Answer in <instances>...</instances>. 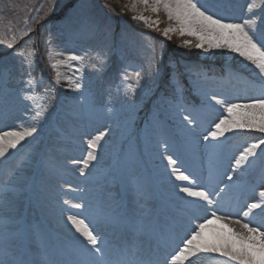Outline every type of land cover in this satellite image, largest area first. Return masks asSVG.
Returning <instances> with one entry per match:
<instances>
[{
    "label": "snow or ice",
    "instance_id": "1",
    "mask_svg": "<svg viewBox=\"0 0 264 264\" xmlns=\"http://www.w3.org/2000/svg\"><path fill=\"white\" fill-rule=\"evenodd\" d=\"M55 7L53 3L49 12ZM125 8L134 13L131 17L133 21L159 32L165 41L176 34L193 38L182 39L180 47H195L204 53L215 50L238 54L253 70L249 83L255 95L246 102H231L230 98H220L219 94L203 93L201 107L216 115L208 121L204 130L206 134L198 133L196 129L202 126V122L195 109L183 116V111L187 110L182 107L184 89L171 73L168 76V83L173 89L171 96L152 92L150 86L142 83L145 80L155 82L162 77L160 64L166 49L163 42L158 49L155 44L149 45L155 54L153 61L143 74L142 71L134 73L136 86L128 91L135 95L137 90H147L152 92L160 105L180 109L182 124L193 146H196L195 138L199 136L198 146L206 150L210 157L215 158L218 152L222 153L229 135L252 134L255 138L247 142V147L239 151L238 156L229 160L232 175L225 171L224 180L216 178V169L222 165V157L219 161L213 160L208 174L204 175L185 165L182 152L173 151V154L165 155L170 146L164 143L161 159L165 161L164 168L169 178H174L175 198L181 202L174 211L164 203H153L146 184L139 182L136 191L145 201L139 207H125L120 202L106 200L102 195L93 202L73 204L63 200L57 213L58 223L62 225L59 229L33 223L18 211L17 204L29 189L14 181L19 168L13 166L0 187V264H200L204 259L218 260L222 264H264V188L258 192L252 189L251 203L244 199L233 204L228 199V191L235 185L234 176L239 178L253 170L257 160L264 163V8L259 10L258 20L252 18L257 11L251 2L245 5V17L248 18L238 17L236 0H130ZM39 10L35 9L37 13ZM149 12L155 18L146 15ZM161 13L168 21L163 28L159 27ZM25 26L27 31L17 34L13 30L11 35L6 29H0V46L13 50L20 67L24 69L22 75L28 77L19 89L23 93L21 103L30 101L34 105L31 108L25 105L24 111L31 126L17 123L6 126L8 130L0 129V162L5 165L12 163L8 159L11 150H18V146L24 147L29 138H36L55 107V93L47 89L45 96L49 102H36L34 93L38 81L31 69L38 50L31 38L19 49L16 48L23 37L34 32L27 22ZM109 27L85 16L78 30L82 34L94 35ZM44 43L48 67L55 72V84L59 85L62 78V73L58 71L61 65L72 67L74 73H81L75 79L72 75L63 78L68 80L74 92L80 94L79 99L88 104V110L74 111L68 119H89L97 108V102L94 97L84 95L83 73L72 64L83 63L85 57L73 53L63 60L57 59L64 55L63 52L54 47L51 38ZM96 59L98 63H103L99 54ZM91 66L96 69L95 64ZM184 71L189 76L211 79L198 66H185ZM10 76V67L0 60V77L8 83ZM131 78L124 74L123 82ZM99 107L111 111L104 105ZM112 131V128L104 127L94 135L82 134L86 156L71 161L82 176L99 164V153L103 149L101 142L106 143ZM84 135H91V138L84 139ZM35 164L40 172L53 175L54 157L35 159ZM261 180L264 182V172ZM220 183L224 184L223 188ZM73 209L76 214H71ZM220 212L227 215H220ZM236 216L239 218L234 219ZM210 226H213L211 234L208 231Z\"/></svg>",
    "mask_w": 264,
    "mask_h": 264
},
{
    "label": "rangeland",
    "instance_id": "2",
    "mask_svg": "<svg viewBox=\"0 0 264 264\" xmlns=\"http://www.w3.org/2000/svg\"><path fill=\"white\" fill-rule=\"evenodd\" d=\"M112 1L118 5L116 8L119 9H113L112 5L107 3L109 0H0V29H6L9 35L13 30L19 34L27 31L26 22L27 26L34 29V32H30L19 41L16 45L17 49L31 38L38 52L41 49L46 52L44 42L51 38L54 41V47L64 54L57 59L63 60L65 56L73 53L85 57L83 63L72 62V64L83 73L84 95L89 98L94 97L97 102V108L91 113L89 119L72 121L68 119L69 114L74 111H87L88 104L79 99L80 94L69 87L68 80L63 76L72 75L75 79L81 73H74L72 67L61 65L58 71L62 73V78L57 85L55 72L48 67L49 62L46 58L45 65L42 67L43 72H34V66L31 69L32 75L38 81L34 93L36 102L44 104L49 102V98L45 96V89H47L55 93L56 99L53 101L55 107L50 112L49 118L43 122L34 140L29 138L27 142H24V147L18 146V150H11L14 153H11L8 159L12 163L5 165L0 162V187L9 168L18 167L19 172L13 179L17 184L26 185L29 190L17 204V209L29 221L40 223L44 227L59 226L57 213L63 200L70 201V195H72L76 199L70 202L75 204L80 203L85 197L80 188L81 184L74 185L81 181L91 180L98 184L93 201L101 195L106 200H110L113 196L114 201L122 203L125 207H139L145 203L136 191L139 182L146 184L151 193L152 202L168 205L176 201L174 198L171 199L172 191L175 190L174 178H169L164 168L165 161L161 159L160 153L164 143L170 146V151L165 155L173 154V151L182 152L185 165L192 171L201 172L204 175L208 174L212 161H219L222 157V165L216 169V178L224 180L225 171L228 175H232L229 170V160L238 156L239 151L247 147V142L255 138L252 134L229 135L222 153L218 152L215 158L210 157L206 150L198 146L199 136L195 138L196 146H193L182 124L180 109L175 106L160 105V102L152 95V92H158V94L171 96L173 89L168 83V76L171 73L176 83L184 89L182 107L187 110L183 111V116L189 115L195 109L202 122V126L196 131L206 134L204 130L208 127V121L216 114L201 107L203 93L219 94L220 98L228 97L231 102L241 100L246 102L248 98L255 95L249 83L253 70L247 66L243 58L236 53L215 50L204 53L203 50L195 47L190 49L180 47L182 39L193 38L179 37L174 34L172 46L176 45V51H192L191 53L197 56L198 61L206 63L207 66L220 62L225 69L224 77L221 78L208 75L211 79L205 80L201 77L189 76L184 71L187 65L177 64L171 57H167L168 41L171 40L165 41L159 32L156 33L158 36L149 35L147 31L143 33V29L153 30L131 19L134 13L125 8V5L130 4V0ZM248 2L253 3L257 11V15L253 18L258 20L259 10L264 8V0H236V15L238 17L244 15L240 13H245V5ZM53 3L56 7L49 12ZM93 6L99 7L104 19L110 21L102 20L103 17L99 19L97 15H94L90 11ZM35 9L40 10L37 13ZM146 15H153L155 18L150 12ZM85 16H90L110 27L94 35L82 34L78 29ZM111 19H115L114 23ZM160 20L159 27H166L168 21L163 13L160 14ZM117 23L121 24L118 26L119 29L115 27ZM120 26H128L131 29L128 31ZM162 42L166 45L164 58L160 64L162 77L155 82L151 80L142 82L150 86L152 92L137 90L133 95L128 89L136 86L134 73L142 71L143 74L147 71L155 55L149 45L155 44L158 49ZM98 54L103 61L102 64L97 62ZM0 60H4L11 69L8 83L0 77V129L8 130V127L15 126L17 123H22L25 127L31 126L30 120L24 116V111H26L25 105L29 108L34 105L30 101L21 103L23 93L19 91L23 81H26L28 77L22 75L24 69L20 67L13 50L0 46ZM203 63H199L203 72H213ZM93 64L96 65V69L91 66ZM46 65L47 67L44 68ZM239 70L245 72L239 74L244 76V82L238 79ZM124 74L132 78L123 82ZM100 105L106 106L111 111H106L105 108L99 107ZM158 105H160L159 109ZM104 127H110L113 131L110 137L106 138V143L101 142L103 149L99 153V164L82 176L77 167L71 164L73 156L74 160L86 156L82 134L94 135ZM83 138L90 139L91 135H84ZM47 157L55 159V169L51 176L40 172L35 164V159ZM262 172H264V163L257 160L253 170L239 178L234 176L235 185L228 191V196L238 195L247 199L249 203L253 202L252 189L255 188L258 192L264 188V182L261 180ZM59 177L67 179L65 184H62ZM52 181L56 182L57 186H59L58 183L62 185L58 187L60 191L55 197L50 194ZM102 183L103 189L99 187ZM106 185L107 188H113L114 192L111 193L110 189L104 190ZM219 186L223 188L224 184L220 183ZM71 214H74L73 210ZM37 217L41 220L38 221ZM52 221L55 222L54 225L50 224ZM208 231L211 234L213 228L210 226ZM200 264H222V262L204 259Z\"/></svg>",
    "mask_w": 264,
    "mask_h": 264
},
{
    "label": "trees",
    "instance_id": "3",
    "mask_svg": "<svg viewBox=\"0 0 264 264\" xmlns=\"http://www.w3.org/2000/svg\"><path fill=\"white\" fill-rule=\"evenodd\" d=\"M107 3H110V5H112V8L113 9H119V8H116L118 5L115 3V2H113L112 0H109V2H107ZM117 5V6H116ZM93 11H95L100 17H104L103 16V14L100 12V8L99 7H97V6H93ZM113 20H115V19H113ZM118 25L116 26V27H118L119 25H121L120 23H117ZM120 27H125L126 29H129L128 28V26H120ZM145 31H147L148 33L147 34H149V35H155V36H158V35H156V31H150V30H145V29H143V33L145 32ZM173 39H171V41H168V44H169V47H168V49H167V51H169V54L167 53V57L168 58H170L171 57V59L172 60H174L175 61V63L177 62V64L178 63H183L184 65H187V66H189V65H192V66H198L200 69H201V67H200V65H199V63H203V62H200V61H198V58H197V56L195 55V54H192L191 52L192 51H187V50H182V51H179V50H175L176 49V45L174 44L173 46H172V44H173ZM174 41H175V39H174ZM41 45H39V47H40ZM38 47V46H37ZM38 50V49H37ZM45 55H46V52L43 50V49H41V51L40 52H38V55H37V57H39V60L36 62V67H37V69H38V71H41V68L43 67V65H45ZM219 61H221L220 59H219ZM222 62V61H221ZM208 69H211L213 72H216V71H223L224 72V70H223V65H221L222 63H220V62H215V64L213 65H211V66H207V64L206 63H203ZM214 66V67H213ZM47 67V65L44 67V68H46Z\"/></svg>",
    "mask_w": 264,
    "mask_h": 264
},
{
    "label": "bare ground",
    "instance_id": "4",
    "mask_svg": "<svg viewBox=\"0 0 264 264\" xmlns=\"http://www.w3.org/2000/svg\"><path fill=\"white\" fill-rule=\"evenodd\" d=\"M246 11V10H245ZM240 14H244L242 17H245V13L244 12H241ZM245 18H248V17H245ZM253 18V17H252ZM82 147V146H81ZM11 153H14V151H12ZM72 159L74 160L75 159V157L73 156L72 157ZM102 162H103V159H102ZM82 180V179H81ZM80 184H81V186H80ZM51 185H53V183L51 184ZM74 185L75 186H80V188H82L81 190H82V192H83V194H85V197L83 198V199H81V201H80V203H83V202H91L90 200H92L93 201V199H94V197H95V193H96V186L98 185V184H96V183H94L93 181H89V182H83V181H81V182H76V183H74ZM99 187L101 188V189H103V187H104V185H103V183L102 184H100L99 185ZM108 189H110L111 190V193H113L114 191H113V188H107V185L105 186V189L104 190H108ZM95 190V191H94ZM60 190H58V188H57V185L56 186H54V187H51L50 188V194L54 197L58 192H59ZM175 193H176V189L175 190H173L172 191V198L171 199H176L175 198ZM115 198V197H114ZM114 198H113V196H111L110 197V200H114ZM57 199V198H56ZM74 199H76V197H74V196H72V195H70V201H72V200H74ZM181 202L180 201H178L177 199H176V201H174V202H170L169 203V206H170V209L171 210H175V208L180 204ZM0 207H2V206H0ZM17 207H18V205H17ZM213 211L215 210V209H212ZM73 213L74 214H76V210L75 209H73ZM219 214H224V212H220ZM0 215H2V211H0ZM51 215V214H50ZM52 216V215H51ZM50 216V217H51ZM53 217V216H52ZM51 217V218H52ZM37 219H38V221L39 220H41V219H39V217H37ZM234 219H238V218H234ZM54 223L55 222H50V224H53L54 225ZM212 228H213V226H211ZM51 228H53V229H59V228H62V225L61 224H59V226H57V227H51Z\"/></svg>",
    "mask_w": 264,
    "mask_h": 264
}]
</instances>
